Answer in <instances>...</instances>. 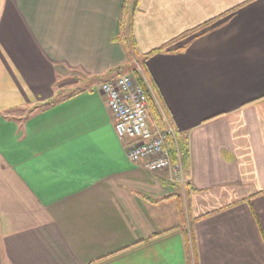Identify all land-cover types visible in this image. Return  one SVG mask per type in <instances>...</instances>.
Instances as JSON below:
<instances>
[{"label": "crops", "instance_id": "0c3cea01", "mask_svg": "<svg viewBox=\"0 0 264 264\" xmlns=\"http://www.w3.org/2000/svg\"><path fill=\"white\" fill-rule=\"evenodd\" d=\"M122 3L0 0V264H264V0H137L130 45ZM133 51L184 182L115 132Z\"/></svg>", "mask_w": 264, "mask_h": 264}, {"label": "built area", "instance_id": "2783aa9c", "mask_svg": "<svg viewBox=\"0 0 264 264\" xmlns=\"http://www.w3.org/2000/svg\"><path fill=\"white\" fill-rule=\"evenodd\" d=\"M99 88L113 115L118 138L128 141L129 159L143 160L150 171L171 168L182 179L181 161L172 162L166 150V140L174 134L173 129L169 124L160 128L158 124L150 123L143 86L131 74H121L102 82Z\"/></svg>", "mask_w": 264, "mask_h": 264}, {"label": "trees", "instance_id": "16d2710c", "mask_svg": "<svg viewBox=\"0 0 264 264\" xmlns=\"http://www.w3.org/2000/svg\"><path fill=\"white\" fill-rule=\"evenodd\" d=\"M136 2L137 0H123V3H122V10L120 14V29H121V34L124 35V37L126 38L128 45H130V43L132 42L131 38L127 37V33L131 26L133 15L136 10ZM189 32L192 33V31H189ZM135 76H136L137 81L143 86L145 90L147 101H148V106L150 107V110L152 111V114L154 115L156 122L158 123L159 126L165 127L167 123L161 113L159 103L157 100L158 96H157V92L155 88L153 87L151 82H149L148 80L146 82V79L137 69H135ZM167 122L169 123L168 120ZM166 144H167V148L169 150L172 162L179 159L183 167L184 176L185 177L188 176L189 158H188L187 141L185 137L182 135H176V134H174V136L169 135L166 140ZM178 210L180 212H183V210L181 209L179 205H178ZM191 225H192V220H191ZM183 230H184V236H185L186 242H188L187 232L185 231V229ZM190 237L192 239L193 252H194V258H195L196 251H195L194 235H193L192 226L190 229Z\"/></svg>", "mask_w": 264, "mask_h": 264}, {"label": "rangeland", "instance_id": "374dc122", "mask_svg": "<svg viewBox=\"0 0 264 264\" xmlns=\"http://www.w3.org/2000/svg\"><path fill=\"white\" fill-rule=\"evenodd\" d=\"M145 57V55H140L139 53H137L136 51H133L132 53H130V55L128 56V58L126 57V61H129L130 62V64L128 65V66H126L127 68H128V70L124 67L123 69H121L120 71H119V73H124V74H131L133 77H134V79L135 80H137L136 79V76H135V69H137L142 75H143V73L141 72V70L139 69V68H136V67H138L139 66V64L142 66L143 65V58ZM124 66H125V64H124ZM133 69V70H132ZM143 77L145 78V76L143 75ZM146 79V78H145ZM146 82H147V79H146ZM16 110H20V109H16ZM15 110V111H16ZM164 117V116H163ZM164 119H165V121H166V123L167 124H169L168 122H167V120H166V118L164 117ZM148 120H150V123L152 122V125L153 124H158L157 122H156V119H155V117H154V115L152 114V111L150 110V107H149V119ZM166 124V125H167ZM170 125V124H169ZM160 128H164V127H161V126H159ZM170 127H172L171 125H170ZM173 133L175 134V132L173 131ZM174 134L172 135V136H174ZM127 148H128V143H127ZM166 148H167V144H166ZM167 150V152H168V155H169V157H170V153H169V150H168V148L166 149ZM170 160H171V157H170ZM132 161V160H131ZM172 161V160H171ZM177 161V160H176ZM176 161H174V162H176ZM165 169H168V168H165ZM182 171H183V167H182ZM174 172V171H173ZM183 173V172H182ZM172 178H178V175L174 172V174H173V176H172ZM185 179V176H184V174H183V178L182 179H179L180 181L182 180H184ZM181 181V182H182ZM184 182V181H183ZM178 204V203H177ZM178 206V205H177ZM182 210H183V212H180L179 213V210H178V208H177V212H178V217H179V214H183V216H182V223L178 226V228H180V230L181 231H184L183 229H185V231L187 232V238H188V245H189V249L191 250V254L193 255V257H194V252H193V244H192V239H191V237H190V229H191V218H192V216H190V214H189V212L187 211V198H185V192H184V201H183V206H182ZM181 214V215H182ZM180 218H181V216H180Z\"/></svg>", "mask_w": 264, "mask_h": 264}]
</instances>
